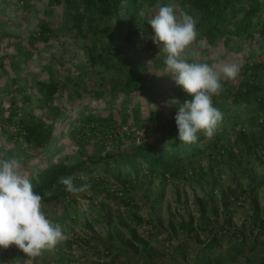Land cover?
<instances>
[{
	"label": "trees",
	"instance_id": "16d2710c",
	"mask_svg": "<svg viewBox=\"0 0 264 264\" xmlns=\"http://www.w3.org/2000/svg\"><path fill=\"white\" fill-rule=\"evenodd\" d=\"M44 1V15L25 40L27 47L23 46L24 39L19 34L0 29V41L6 42L0 48V72L11 70L16 75L10 85H4L8 105L0 103V128L15 148H19L22 171L29 176L34 192L43 200L53 193L60 194L57 214L46 215L54 225L75 229L80 217L74 206L76 199L59 183L60 177L72 175L79 186L85 183L79 174H87L91 195L106 192L108 197L116 199L117 206L132 210L131 217L138 222L141 218L136 214L140 207L132 191L143 186L149 194L152 183L151 179L139 178L142 164L149 163L145 170L160 179L162 188L169 180L178 178L179 154L167 155L164 159L163 154L157 155L154 151L163 137L170 136L173 140L178 135L175 116L179 106L192 97L176 84L164 63L165 54L151 39L154 31L148 21L160 7L172 6L177 16L182 11L198 15L197 40L204 39L207 46L200 48L193 44L195 54L188 55L190 62L214 65L223 61L239 65V77L222 81L223 90L213 95V106L217 109L223 106L217 102L228 98L227 85L231 82L234 94L231 101L248 108L241 117L230 119L226 127L215 131L212 140L196 148L199 156L209 161L222 163L221 157H229L231 166L246 174L245 185L236 182L222 189L219 204L213 196L197 197L200 209L197 217L178 220L176 212L171 211L166 220L159 219L157 229H148V238L135 227L131 228L130 236L110 233L105 241L95 243L93 237L77 234L76 239H66L56 245L59 253L54 256L55 264H84L83 254L73 252L75 248L86 251L84 247L93 250L98 264H236L241 259L245 264H264V253H258L264 248V209L259 199L264 180L259 167L251 165L254 160L264 161V144L260 145L257 140L264 137V83L256 81L264 72V0ZM35 2L0 0V26L11 20L18 21L19 25L27 24ZM60 6H63L62 17L55 25V9ZM62 32L67 33L74 46L84 49L89 67L71 68L59 74L51 64L45 65L47 77H39L34 83L38 94L36 104L27 108L22 101L25 87L16 89L22 94L9 95L19 82L17 57L30 58L36 53L37 42L48 45ZM59 94L67 95L68 101L63 103L57 99ZM63 124L66 126L59 133ZM98 132L102 137L100 149L93 148L87 153L89 136ZM230 135H234L233 139ZM255 146H261L262 153ZM89 163L96 165L89 167ZM126 166L131 170L126 171ZM98 171L117 179L121 190L111 191L108 181ZM162 198L161 192L154 204ZM243 200L249 201L251 214L241 225H236L232 206ZM100 207L102 218L112 227L113 206L100 201ZM222 215L225 225L215 226ZM203 231L209 233L204 239L200 236ZM179 232L192 237L179 242L173 250L169 247L159 250L152 244L160 234L163 241L170 242ZM190 239L195 240L197 247L193 248ZM20 251L12 245L2 256L13 258Z\"/></svg>",
	"mask_w": 264,
	"mask_h": 264
},
{
	"label": "rangeland",
	"instance_id": "374dc122",
	"mask_svg": "<svg viewBox=\"0 0 264 264\" xmlns=\"http://www.w3.org/2000/svg\"><path fill=\"white\" fill-rule=\"evenodd\" d=\"M45 1L44 0H36L35 5L33 6V11L29 15V20L27 24L19 25L18 21H9L4 26H0L1 32L7 31L12 32L14 34H19V36L24 39L22 40V44L24 47H27L25 40H27L28 36L31 33V30L36 29L40 20L42 19L45 9ZM3 7V5H2ZM63 6L55 9V16L57 21L55 25L60 21L63 13ZM7 10H9L10 16H12V8L11 6H7ZM191 16L196 20L197 14L193 11L190 12ZM197 26V23H196ZM59 38L53 39L50 44H44L42 42H37L35 51L30 58H26L24 55H19V73L17 77H19V82L17 87H14L12 91H10L9 95H15L16 89L19 86L26 88V94L22 95V101L28 105L27 108L32 107V103L36 104V98L38 96L37 89L34 86L35 81L38 80L39 77H47V70H43L44 66L47 64H51L57 69L59 74L66 73L69 69H85L84 67H89L88 59L85 56V52L83 48L74 46L72 40L67 36V33L62 32ZM6 42L0 41V48L5 45ZM11 52V50H10ZM0 53V57H1ZM8 56V53L5 54V57ZM92 70V69H89ZM71 72V71H70ZM91 72V71H90ZM84 73V71H82ZM71 74H73L71 72ZM16 75L13 71L8 70L7 73L4 71L0 72V103L2 106H7V96L4 95L8 92L7 88L4 87L6 83L10 85V81ZM75 76V75H73ZM86 81H89L88 78ZM258 82L264 83V72L261 74ZM233 84L230 82L227 85V96L228 98L224 101L223 99H218L217 104L223 105L220 106V111L223 113V120L220 123L217 130H220L222 127H226L230 119L239 118L243 113H246L248 108H245L242 104H233L231 100L234 98V94L231 90V86ZM6 86V85H5ZM12 89V88H11ZM231 91V92H228ZM12 93V94H11ZM67 93V92H66ZM17 94H22L17 93ZM28 95V96H27ZM4 97V98H3ZM29 98H32L33 101H29ZM57 99L62 101H68V96L65 95H57ZM221 103V104H220ZM66 124H63L59 133L63 129ZM216 130V131H217ZM89 144L86 145L85 149L87 153L92 152L94 149H100V145L102 144L101 133H95L94 135L89 136ZM233 139L234 135L229 136ZM258 143L260 145L264 144V137H257ZM213 137L208 138L204 135L203 131L198 133V140L196 143L186 144L182 143L177 135L175 139L172 140L170 136L163 137V140L158 145V148L154 151V154H159L164 156V159L167 155L171 154H179V161L176 160V167L179 169L178 178L175 181H168L167 184L162 188L160 179L157 177L151 176L147 170L149 163L142 164L143 169L140 170L139 178L143 181L152 180L151 190L149 194H146L143 186L139 187L136 191H132L133 195L137 198L138 205L140 208L137 210V217L141 218V222H138L135 218H132L131 215L133 213L128 207L124 205H118L115 198H110L106 195V192L100 193L99 195H91V193H80L73 194V197L76 199L74 206L76 205L77 211L80 213V217L77 219L75 229L61 228L67 240L76 239V235H87L93 237L92 242H96L97 240L100 242L105 241L109 234H114L116 236L120 234H124L126 236H130L131 228L135 227L138 229L140 233H142L147 238L148 229H157L156 224H158L159 219L166 220L171 211L176 212V219L180 220L182 217L186 220L189 219L190 216L197 217L200 214V209L198 203L196 201L197 197H208L213 196L217 203H220L221 200V191L228 185H234L236 182H239L242 185H245L247 182L246 174L239 170L236 167H232V160L229 157H221L222 163L218 161H209L207 159H203L199 156L198 150L196 149L199 144L205 143L208 140H212ZM18 149L15 148L14 143L9 141L8 135L5 134L2 128H0V159H8L10 157H19ZM255 150L258 153H262L261 146H255ZM63 152L62 154H65ZM176 155V154H175ZM57 156L55 155L56 158ZM52 159V158H51ZM238 159V155L236 160ZM161 162H158L160 165ZM256 164L259 167L261 173V178L264 180V161L254 160L251 162V165ZM96 164L89 163V167H95ZM243 166H246V163H243ZM24 169V168H23ZM22 169V170H23ZM126 171L131 170L130 166L125 167ZM221 169V171H220ZM104 176L105 180L108 181L109 187L111 191L116 189V191L121 190L120 182L115 179L109 173L105 171H98V175ZM134 171L132 172V174ZM94 174H97L95 172ZM235 178V179H234ZM147 184V183H146ZM149 184V183H148ZM214 188V192L212 189ZM163 193L162 201L154 204V200L159 193ZM85 194V195H84ZM91 196H90V195ZM180 199V201L178 200ZM259 199L262 208L264 209V186L260 190ZM100 201H105L109 205L113 206L114 213V225L109 227L105 220L102 218V214L100 212ZM180 203V204H179ZM43 207L42 211H44L45 215L54 216L57 214L59 205H60V194L53 193L47 199L42 201ZM234 209L233 213V221L236 225H241L242 222L246 219L247 216L251 214V206L248 200H243L240 202H235L232 206ZM208 212L211 214L210 206H208ZM150 217H153L154 220H151ZM160 217V218H159ZM95 218L96 220H92ZM224 218L222 215L218 222H215L214 225L217 227L224 226ZM88 221L92 222V224H88ZM148 221V223H147ZM211 227V226H210ZM209 235L208 232H200V236L202 239ZM163 235H158L152 241V244L157 249L169 247V249L173 250V248L181 241L185 239H189L192 236H187V234L183 232H179L178 235H174V238L170 242L163 241ZM64 239V241L66 240ZM157 241V242H156ZM195 240L190 239V243L194 244V247H197L194 243ZM102 243H100L101 245ZM226 245V243H225ZM103 247V245H101ZM85 250H78L75 248L73 252L75 254L80 255L83 254L81 261L84 264H98V257L94 254L91 248L84 247ZM6 249L0 248V264H55V255L58 252V248L55 247L51 250L43 251L42 255L38 257H29L23 251H20L13 258H5L2 256V253ZM81 251V252H80ZM160 252V251H159ZM192 249L190 254H192ZM258 253H264V248L259 249ZM194 256V255H192ZM236 264H245L241 259Z\"/></svg>",
	"mask_w": 264,
	"mask_h": 264
},
{
	"label": "clouds",
	"instance_id": "9594fccd",
	"mask_svg": "<svg viewBox=\"0 0 264 264\" xmlns=\"http://www.w3.org/2000/svg\"><path fill=\"white\" fill-rule=\"evenodd\" d=\"M148 22L154 31L151 39L165 54L164 63L169 73L192 97L179 106L175 116L180 141L196 143L201 131L206 137H213L223 113L213 106L212 97L222 92V81L239 77V65L223 61L214 65L190 62L188 55L195 54L193 44L200 48L207 45L204 39L197 40V22L186 12L177 16L172 6H162ZM22 169L20 158L0 159V248L15 245L34 258L45 250L54 249L66 236L61 226L50 222L42 211L43 198L34 192L29 176ZM74 179L72 175L60 177L59 183L71 194L90 193L87 174H79V179L85 181L79 186Z\"/></svg>",
	"mask_w": 264,
	"mask_h": 264
}]
</instances>
